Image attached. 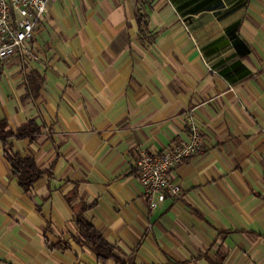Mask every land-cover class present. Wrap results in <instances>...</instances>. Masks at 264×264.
I'll return each mask as SVG.
<instances>
[{"label": "crops", "instance_id": "0c3cea01", "mask_svg": "<svg viewBox=\"0 0 264 264\" xmlns=\"http://www.w3.org/2000/svg\"><path fill=\"white\" fill-rule=\"evenodd\" d=\"M34 44L0 65V264H264V0H53ZM189 114L203 150L151 209L137 157ZM9 155L44 172L30 191Z\"/></svg>", "mask_w": 264, "mask_h": 264}, {"label": "built area", "instance_id": "2783aa9c", "mask_svg": "<svg viewBox=\"0 0 264 264\" xmlns=\"http://www.w3.org/2000/svg\"><path fill=\"white\" fill-rule=\"evenodd\" d=\"M53 0H0V65L15 56L37 58L34 44L37 26L45 19ZM172 3V0H167ZM188 141L174 142L157 154L141 151L136 160L139 182L151 209L167 194L181 196V185L172 176L173 170L203 150L201 127L192 114L186 118Z\"/></svg>", "mask_w": 264, "mask_h": 264}, {"label": "trees", "instance_id": "16d2710c", "mask_svg": "<svg viewBox=\"0 0 264 264\" xmlns=\"http://www.w3.org/2000/svg\"><path fill=\"white\" fill-rule=\"evenodd\" d=\"M245 50L244 48L243 51ZM32 126L30 125L29 128L23 129L22 132L31 134L40 132V128H33ZM9 160L12 164L15 178L26 192L30 191L34 184L39 181L44 174L32 157L9 155ZM76 226L79 231V243L88 246L97 255L100 262H107L112 259L117 260L115 247L105 239L101 232L96 229L83 213L77 216Z\"/></svg>", "mask_w": 264, "mask_h": 264}]
</instances>
